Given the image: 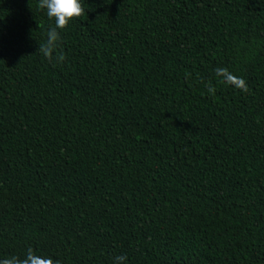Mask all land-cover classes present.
Listing matches in <instances>:
<instances>
[{"label":"trees","instance_id":"trees-1","mask_svg":"<svg viewBox=\"0 0 264 264\" xmlns=\"http://www.w3.org/2000/svg\"><path fill=\"white\" fill-rule=\"evenodd\" d=\"M80 2L0 0V260L264 264V0Z\"/></svg>","mask_w":264,"mask_h":264},{"label":"clouds","instance_id":"clouds-1","mask_svg":"<svg viewBox=\"0 0 264 264\" xmlns=\"http://www.w3.org/2000/svg\"><path fill=\"white\" fill-rule=\"evenodd\" d=\"M37 7L45 11L47 18L54 24L49 27L46 32L45 41L39 46L38 51L43 57L52 62H63L65 56L58 52L61 40V31L64 30L70 21L80 18L85 14V10L80 0H38ZM55 53V56L53 55ZM217 83L226 87H232L240 92L247 93L249 91L247 82L239 76L234 75L227 68L217 67L214 69ZM205 87L209 94L214 95L216 88L211 84ZM126 255L116 256L114 264H125ZM0 264H58L50 257L37 255L34 250L29 247L23 258L12 255L0 260Z\"/></svg>","mask_w":264,"mask_h":264}]
</instances>
